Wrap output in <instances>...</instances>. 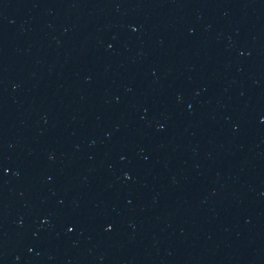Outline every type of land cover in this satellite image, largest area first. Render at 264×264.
<instances>
[{
  "label": "water",
  "instance_id": "1",
  "mask_svg": "<svg viewBox=\"0 0 264 264\" xmlns=\"http://www.w3.org/2000/svg\"><path fill=\"white\" fill-rule=\"evenodd\" d=\"M0 264H264V0H0Z\"/></svg>",
  "mask_w": 264,
  "mask_h": 264
}]
</instances>
